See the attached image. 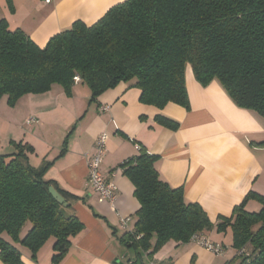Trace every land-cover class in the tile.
<instances>
[{
  "label": "trees",
  "instance_id": "trees-1",
  "mask_svg": "<svg viewBox=\"0 0 264 264\" xmlns=\"http://www.w3.org/2000/svg\"><path fill=\"white\" fill-rule=\"evenodd\" d=\"M6 2L11 10L10 0ZM187 66L201 86L217 81L236 107L264 118V0H125L91 26L74 22L43 48L0 20V99L6 97L9 107L53 85L70 96L78 76L91 101L124 83L140 91L142 104L162 109L172 103L188 109ZM156 120L170 129L178 127L164 117ZM256 145L264 146V141ZM33 155L32 146L23 141H10L6 149L0 146L3 264H24L21 249L36 261L48 241L50 264H60L70 238L83 227L73 209L80 199L45 180L52 162L34 166ZM157 160L140 148L120 166L140 207L133 229L118 240L139 257L147 253L151 258L169 241L188 243L193 235L213 229L202 208L184 198L182 188L160 177ZM49 187L67 207L55 202ZM248 198L259 202L258 212L249 213L241 204L230 218L220 219L215 230L231 231V247L244 250L243 256L236 255L240 264H264V197L250 193Z\"/></svg>",
  "mask_w": 264,
  "mask_h": 264
},
{
  "label": "crops",
  "instance_id": "crops-1",
  "mask_svg": "<svg viewBox=\"0 0 264 264\" xmlns=\"http://www.w3.org/2000/svg\"><path fill=\"white\" fill-rule=\"evenodd\" d=\"M6 1L0 0V20L8 30H20L43 48L74 22L91 26L125 0H10L11 10ZM185 87L188 109L172 103L162 109L142 104L140 91L124 83L94 101L80 82L73 85L70 96L53 85L46 93L17 101L15 105L24 108L19 130L6 124V142L0 146L8 147L10 141L28 143L34 149L30 158L34 166L43 160L52 162L44 179L80 199L73 209L83 227L70 238L60 264H240L231 247V231L217 233L215 226L220 219L230 218L241 204L249 213L261 208L248 195L264 197V146L256 145L264 141V118L236 107L217 81L201 86L190 66L185 71ZM4 102L6 97L0 99L1 111L8 110ZM158 117L176 122L177 129L160 124ZM28 118L35 119L30 126L25 124ZM102 133L108 139L100 172L117 187L113 205L99 203L86 185L85 155L93 151ZM135 145L156 156L160 177L171 187L182 188L184 198L206 213L213 229L203 234L224 246L221 256L191 242L169 241L151 258L147 253L139 257L120 244L118 237L124 231L119 220L128 218L132 230L140 207L133 185L120 168L135 156ZM21 252L24 264H50L53 255L49 241L38 251L36 261L25 249Z\"/></svg>",
  "mask_w": 264,
  "mask_h": 264
},
{
  "label": "built area",
  "instance_id": "built-area-1",
  "mask_svg": "<svg viewBox=\"0 0 264 264\" xmlns=\"http://www.w3.org/2000/svg\"><path fill=\"white\" fill-rule=\"evenodd\" d=\"M51 0H45L49 3ZM80 82L78 76H74L73 83L77 84ZM35 122L34 118H28L25 121L26 126H30ZM107 135L102 133L98 136L95 141L93 151L90 154L85 155L87 161V178L86 185L92 190L97 197L99 203H108L113 205L115 201V195L117 187L113 182H106L100 172V164L105 155V146L107 142ZM140 148L135 145V150L138 151ZM129 219L124 217L119 220V228L122 231H130L128 228ZM190 242L208 251L214 256H221L225 248L219 243L211 242L204 234H195L190 238ZM238 256L244 255V250L237 252Z\"/></svg>",
  "mask_w": 264,
  "mask_h": 264
},
{
  "label": "rangeland",
  "instance_id": "rangeland-1",
  "mask_svg": "<svg viewBox=\"0 0 264 264\" xmlns=\"http://www.w3.org/2000/svg\"><path fill=\"white\" fill-rule=\"evenodd\" d=\"M17 103V102H16ZM4 105L7 107L8 110H0V120L2 122V124L0 125V142H6L5 141V136L3 135L6 131L5 126L6 124L9 126H14L19 130L20 124H21V119L22 117H20L22 115L21 111H23L22 109H24L21 106H16L14 105L13 107H9L8 105L5 104ZM8 119V121H7ZM4 149H6V146H2ZM29 228V225L26 226V228L24 229L23 233L25 232V230Z\"/></svg>",
  "mask_w": 264,
  "mask_h": 264
},
{
  "label": "water",
  "instance_id": "water-1",
  "mask_svg": "<svg viewBox=\"0 0 264 264\" xmlns=\"http://www.w3.org/2000/svg\"><path fill=\"white\" fill-rule=\"evenodd\" d=\"M48 192L51 195V197L55 200V202L63 205L64 207L68 206V204L64 202V199L54 190L53 187H49ZM126 262L129 263V260H127Z\"/></svg>",
  "mask_w": 264,
  "mask_h": 264
}]
</instances>
